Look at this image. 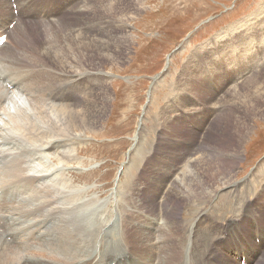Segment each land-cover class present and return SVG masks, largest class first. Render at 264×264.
Masks as SVG:
<instances>
[{
	"label": "rangeland",
	"instance_id": "1",
	"mask_svg": "<svg viewBox=\"0 0 264 264\" xmlns=\"http://www.w3.org/2000/svg\"><path fill=\"white\" fill-rule=\"evenodd\" d=\"M91 1L95 7L103 2L116 4L112 0ZM15 2L10 0V5L18 16L20 11ZM139 3H142L140 8H136L132 0L129 5L125 3L122 7L130 11L122 14L118 11L111 15L99 7L97 12L80 14L75 20L72 18L78 13L75 11L63 17L64 21L58 19L62 26L51 29L54 36L48 39L50 47L43 52L50 61H39V65L54 67L52 61L57 58L58 44L64 45L62 29L86 22L88 18L90 30L97 27L96 33H104L106 40L113 36L121 44L127 41L120 52L114 50L109 62L104 59L99 65L85 62L87 68L108 72L112 84L110 87L104 84L101 93L107 101L102 103L104 119L82 138L85 149L82 154L79 152L81 156L66 174L78 188L90 189L84 196L88 203L103 207L108 203L102 223L111 224L115 233L127 235L132 242L141 235L146 238L143 226L150 219H159L158 223L164 225L160 212L168 189L173 190L171 176L177 166L182 170L186 168L192 154H196L197 160L203 151L212 154L210 161L216 155L221 159L214 161L213 166H209L212 162H206L204 168L208 182L214 186L217 181L209 176L214 172L232 171V175L236 173L234 180L243 184L264 167V0H140ZM40 7V2H36V9ZM116 15L121 17L113 20L112 16ZM124 17H131L130 24L123 22ZM102 22L109 23L103 26ZM7 27L15 34L13 40L7 39L5 51L13 50L16 42L26 39L27 56L32 58L44 38L49 37L37 18L27 23L22 34H17L16 23ZM33 81L28 75L26 88L17 94L25 96L27 91L36 94ZM53 88H57L56 80ZM60 92L64 104L73 103L68 100L67 90L60 88ZM2 118L0 123L3 124ZM44 124L41 121V125ZM140 130L142 133L138 135ZM216 150L228 151L230 155L238 152L239 158L232 164L224 162L215 154ZM33 155L47 156L48 153L45 146L29 143L10 156H5L0 148V157L7 159L11 169L29 157L34 160ZM257 182L256 187L251 185L250 191L242 189L238 196L224 191L213 198L210 208L219 210L222 218H217L213 210L197 217L191 205L174 201L172 195L168 201L174 210L169 219L176 229H180L183 222L189 226L185 229L192 224L191 229H194L195 221L202 225L207 233L204 251L214 258L211 264L217 257L228 259L220 242L212 239V231L222 233L230 242L231 257L245 255L244 248L233 245L246 239L255 215L260 219L254 207L263 206L264 213V176ZM239 196L246 200L251 198L246 204L254 202V206L251 203L252 208L245 210L246 213L240 211H243V220L231 223L232 218H226L228 215L224 213L229 209L240 210ZM153 242L150 240L149 244L161 248L160 242ZM256 244L261 245L258 237ZM262 257L258 259L263 261L260 264H264ZM23 259L20 256L15 264H24ZM241 259L237 258L232 264H246L247 260Z\"/></svg>",
	"mask_w": 264,
	"mask_h": 264
},
{
	"label": "bare ground",
	"instance_id": "2",
	"mask_svg": "<svg viewBox=\"0 0 264 264\" xmlns=\"http://www.w3.org/2000/svg\"><path fill=\"white\" fill-rule=\"evenodd\" d=\"M77 1L16 0L15 4L20 11L16 16L10 0H0L1 37L13 40L15 33L7 26L16 23L17 34H22L26 31L27 23L35 18L39 19L46 36H49L44 38L42 46L36 49L33 58L27 56L26 39L16 42L11 51H5L7 42L0 48V118L4 116L2 118L4 126L0 123V148L5 156H10L29 143L45 146L48 153L47 156L33 155L34 160H30L29 157L14 169L10 168L6 158L0 157V264H15L20 256H23L24 264H203L205 262L211 264L213 255H207L203 248V242L207 237L206 231L196 221L197 226L194 229H191L193 224L189 229H185L189 227L186 222L182 223L180 229H176L169 219V214L174 210L172 204H169V198L173 195L174 201L191 205L197 217L213 210L217 218H222L219 210L210 208L213 198L224 191H231L237 196L242 189L250 191V186L256 187L257 181L263 178L264 167L256 169L257 171L243 184L234 180L236 173L232 175V171L214 172L209 175L211 180L214 178L217 181L214 186L208 182V176L204 173L206 162L210 161L212 154L203 151L198 160L195 158L196 154H192L191 159L186 163V168L182 170L177 166L171 176L173 190L168 189L164 198L166 205L161 204L160 219L164 221V225L158 223L159 219H150L152 222L148 221L143 226L146 238L141 235L132 242L127 235L115 233L111 224L102 223L101 219L106 211L104 208H108V203H104L105 207L102 204L97 206L88 203L87 196L86 198L84 196L90 189L75 186L73 178L72 180L67 178L66 172L73 163H76L78 156H81L85 149L82 146L84 141L82 138L88 131L97 128L105 116L102 103L107 101L101 93L104 84L108 87L112 84L108 72H102L95 67L87 68L85 62L98 65L102 59L109 62V58L114 56V50L120 52L127 41L121 44L113 36L110 40H106L103 37L104 33H96L97 27L90 30L89 15L88 21L62 29L64 45L57 43L59 49L57 58L52 61L54 67L39 65V61H50L43 52L50 47L47 43L48 39L54 36L51 29L62 26L58 19L73 15L75 11L78 12L72 17L75 20L80 14L97 12L99 7L106 9L111 15L117 14L118 11H122L121 14L127 13L130 9L122 5L130 3V0H112L116 4L103 2L96 7L91 0L88 4L81 0L74 6ZM132 1L136 8L142 5L139 3L140 0ZM36 2L41 4L39 9H36ZM118 17L121 15L112 16V19L116 20ZM130 20L131 17L123 18L125 24H130ZM106 23L109 22H102L103 26ZM126 26L132 28V25ZM96 61L98 63H95ZM28 75L34 79L36 94H28L30 91H27L25 96H21L17 92L26 88ZM55 80L57 88H53ZM60 88L69 92L68 100L73 103H63ZM38 116L41 118L36 120ZM41 121L45 124L41 125ZM141 133L140 130L138 135ZM215 154H218L224 162L231 164L239 158L238 152L230 155L228 151L216 150ZM216 160L221 159L216 155L215 159L210 161L212 163L208 162L209 166H213L211 164ZM168 179L170 177L166 180ZM131 190L137 194L132 187ZM238 198H241V207L239 211L237 210L239 216L235 210L229 209L224 213L228 215L226 218H232L231 223L243 220L242 212L250 210L251 203L254 206V202L246 204L251 198L247 197V200L242 196ZM84 199L87 203H84ZM85 204H87L86 209H84ZM262 208L263 206L260 205L259 208L254 207L260 214V219L255 215L246 239L233 245L244 248L245 255L231 257L230 242H227V238L222 233L212 231V239L220 242L222 252L228 257V259L217 257V261L213 264H232L237 258H242V261L247 260L246 264L263 262L260 261L264 244ZM241 210L243 211L240 212ZM235 215L238 216L239 221L236 220ZM256 237L261 240L260 247L256 244ZM150 240L155 244L160 242L161 248L149 244ZM4 241L11 247V251Z\"/></svg>",
	"mask_w": 264,
	"mask_h": 264
}]
</instances>
